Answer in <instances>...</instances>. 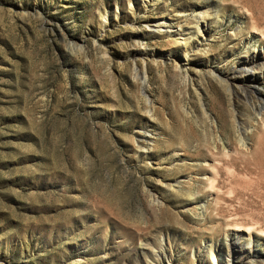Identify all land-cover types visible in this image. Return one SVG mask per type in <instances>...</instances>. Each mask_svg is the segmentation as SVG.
Listing matches in <instances>:
<instances>
[{"label":"rangeland","instance_id":"obj_1","mask_svg":"<svg viewBox=\"0 0 264 264\" xmlns=\"http://www.w3.org/2000/svg\"><path fill=\"white\" fill-rule=\"evenodd\" d=\"M261 54L264 0H0V264H264Z\"/></svg>","mask_w":264,"mask_h":264},{"label":"bare ground","instance_id":"obj_2","mask_svg":"<svg viewBox=\"0 0 264 264\" xmlns=\"http://www.w3.org/2000/svg\"><path fill=\"white\" fill-rule=\"evenodd\" d=\"M244 30H246V28H244V25H240L239 28H238V31H239V35H241ZM196 32L200 33L201 32V29L200 27H197V29L195 30ZM259 56V55H258ZM254 67L252 69H255V70H259L260 72H262V70L264 69V54H261V56L257 57L256 58V63L254 62ZM244 73H249L250 70L249 69H246L245 71H243ZM256 72V71H255ZM243 73V74H244ZM228 248L230 249V247L228 246Z\"/></svg>","mask_w":264,"mask_h":264}]
</instances>
